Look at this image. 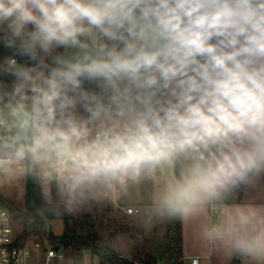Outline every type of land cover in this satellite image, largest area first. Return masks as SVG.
<instances>
[{
  "label": "clouds",
  "instance_id": "obj_1",
  "mask_svg": "<svg viewBox=\"0 0 264 264\" xmlns=\"http://www.w3.org/2000/svg\"><path fill=\"white\" fill-rule=\"evenodd\" d=\"M26 179L39 211L217 208L203 243L264 264V0H0V185Z\"/></svg>",
  "mask_w": 264,
  "mask_h": 264
},
{
  "label": "rangeland",
  "instance_id": "obj_2",
  "mask_svg": "<svg viewBox=\"0 0 264 264\" xmlns=\"http://www.w3.org/2000/svg\"><path fill=\"white\" fill-rule=\"evenodd\" d=\"M26 190L27 179L0 185L3 198L21 210L25 208ZM153 191L151 185L130 188L127 195H116L99 203L90 202L72 211L63 205L55 218L45 222L47 233L41 240L46 242L50 230L58 237L64 234L86 236L90 232L100 238L95 247L75 250L74 242L67 248L62 245L68 256L80 264H114L110 257L116 255L135 264H173V219H162L149 213ZM125 207H138L140 212L126 214ZM218 256L216 251L214 260ZM216 260L221 264L218 258ZM211 263V260L200 259V264Z\"/></svg>",
  "mask_w": 264,
  "mask_h": 264
},
{
  "label": "trees",
  "instance_id": "obj_3",
  "mask_svg": "<svg viewBox=\"0 0 264 264\" xmlns=\"http://www.w3.org/2000/svg\"><path fill=\"white\" fill-rule=\"evenodd\" d=\"M27 196L24 210L16 208L13 204L9 203L7 200L3 198L0 194V201L6 205L12 212L14 218L18 223L22 226V231L24 237L35 236H43L46 235L47 231L45 229V222L47 220H51L56 217L57 212L63 210V204H59L58 210L56 211H48L40 209H46L48 206L43 204L44 193L40 187V185L34 182L31 179H27ZM58 203L54 199V204ZM173 237L175 243V259L176 261L173 264H185L182 260V246H183V238H182V220L173 219ZM48 238L53 243H59L64 245L65 248L69 247L70 244L74 242L75 250H79L82 248H90L95 247V245L99 244L100 238L91 234L90 232L86 236L82 235H73L69 236L68 234H64L61 237L56 236L53 231H48ZM114 254V253H113ZM110 260L114 262V264H135L134 262L120 258L116 255V257L111 256ZM232 264H239V260L235 259Z\"/></svg>",
  "mask_w": 264,
  "mask_h": 264
},
{
  "label": "built area",
  "instance_id": "obj_4",
  "mask_svg": "<svg viewBox=\"0 0 264 264\" xmlns=\"http://www.w3.org/2000/svg\"><path fill=\"white\" fill-rule=\"evenodd\" d=\"M124 210L126 214L140 212L138 207H125ZM0 213H7L9 217L6 227L0 225V264H80L77 259L68 256L61 244L53 243L49 238L44 242L40 236L24 237L11 210L1 201ZM210 215L213 219L217 218L219 209L210 207ZM192 264H199L197 256L193 257Z\"/></svg>",
  "mask_w": 264,
  "mask_h": 264
},
{
  "label": "crops",
  "instance_id": "obj_5",
  "mask_svg": "<svg viewBox=\"0 0 264 264\" xmlns=\"http://www.w3.org/2000/svg\"><path fill=\"white\" fill-rule=\"evenodd\" d=\"M255 196L254 192L251 191H241L235 194V200H230L228 203H241L251 200ZM220 218V214L217 218L213 219L210 215V207L207 209L206 214L202 217L194 218L191 220H182V238H183V246H182V260L185 264H189L193 257L200 259L205 258L207 260H211L213 264H217L218 261H221V264H232L235 259L239 260V264H253L250 258L240 257V256H229L224 252L205 245L201 239V228L203 225L212 224L217 222ZM219 252V256L214 260L215 252ZM176 261L174 257V262ZM216 262V263H215ZM219 263V262H218ZM212 264V263H211Z\"/></svg>",
  "mask_w": 264,
  "mask_h": 264
},
{
  "label": "water",
  "instance_id": "obj_6",
  "mask_svg": "<svg viewBox=\"0 0 264 264\" xmlns=\"http://www.w3.org/2000/svg\"><path fill=\"white\" fill-rule=\"evenodd\" d=\"M58 248V247H57Z\"/></svg>",
  "mask_w": 264,
  "mask_h": 264
}]
</instances>
